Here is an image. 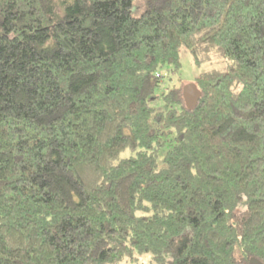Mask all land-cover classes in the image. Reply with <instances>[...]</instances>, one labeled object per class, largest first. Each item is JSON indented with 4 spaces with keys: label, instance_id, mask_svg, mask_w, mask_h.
Wrapping results in <instances>:
<instances>
[{
    "label": "trees",
    "instance_id": "16d2710c",
    "mask_svg": "<svg viewBox=\"0 0 264 264\" xmlns=\"http://www.w3.org/2000/svg\"><path fill=\"white\" fill-rule=\"evenodd\" d=\"M143 253L264 264V0H0V264Z\"/></svg>",
    "mask_w": 264,
    "mask_h": 264
},
{
    "label": "rangeland",
    "instance_id": "374dc122",
    "mask_svg": "<svg viewBox=\"0 0 264 264\" xmlns=\"http://www.w3.org/2000/svg\"><path fill=\"white\" fill-rule=\"evenodd\" d=\"M218 65V63H203L200 66L194 64L190 54L183 50L181 52V66L175 73H169L168 67L163 68L164 74L162 75V86L165 89L167 86L185 84L191 82V79L197 72L209 69L212 66ZM136 264H152L150 254L143 253L138 257ZM252 264V263H250Z\"/></svg>",
    "mask_w": 264,
    "mask_h": 264
},
{
    "label": "water",
    "instance_id": "95a60500",
    "mask_svg": "<svg viewBox=\"0 0 264 264\" xmlns=\"http://www.w3.org/2000/svg\"><path fill=\"white\" fill-rule=\"evenodd\" d=\"M182 98L184 100L185 105L188 108H193L200 96V90L194 82H187L182 86ZM252 264H263L259 261H252Z\"/></svg>",
    "mask_w": 264,
    "mask_h": 264
}]
</instances>
